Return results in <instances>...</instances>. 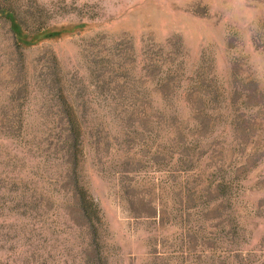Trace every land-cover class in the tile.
I'll return each mask as SVG.
<instances>
[{"label": "rangeland", "instance_id": "rangeland-1", "mask_svg": "<svg viewBox=\"0 0 264 264\" xmlns=\"http://www.w3.org/2000/svg\"><path fill=\"white\" fill-rule=\"evenodd\" d=\"M0 264H264V0H0Z\"/></svg>", "mask_w": 264, "mask_h": 264}, {"label": "trees", "instance_id": "trees-1", "mask_svg": "<svg viewBox=\"0 0 264 264\" xmlns=\"http://www.w3.org/2000/svg\"><path fill=\"white\" fill-rule=\"evenodd\" d=\"M3 13H5L4 16L8 17L11 20V22H12V20H13L12 15L10 13H8V12L1 11V14H3ZM13 23H14V20H13ZM14 27H15V29H17L18 26L14 25ZM82 210H83V213H84L85 217H89V213H88L87 209L85 208V205L82 207Z\"/></svg>", "mask_w": 264, "mask_h": 264}]
</instances>
